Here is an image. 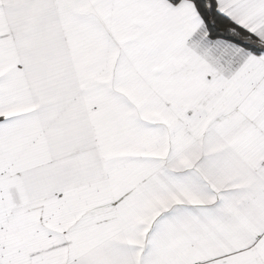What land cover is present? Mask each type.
Returning <instances> with one entry per match:
<instances>
[{"label": "snow or ice", "instance_id": "1", "mask_svg": "<svg viewBox=\"0 0 264 264\" xmlns=\"http://www.w3.org/2000/svg\"><path fill=\"white\" fill-rule=\"evenodd\" d=\"M0 264H264V0H0Z\"/></svg>", "mask_w": 264, "mask_h": 264}]
</instances>
